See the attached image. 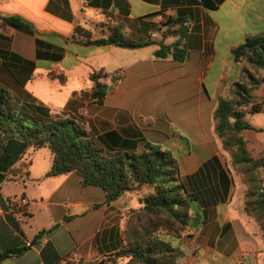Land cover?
<instances>
[{
    "label": "crops",
    "instance_id": "crops-1",
    "mask_svg": "<svg viewBox=\"0 0 264 264\" xmlns=\"http://www.w3.org/2000/svg\"><path fill=\"white\" fill-rule=\"evenodd\" d=\"M212 1L216 9L202 0H0V21L18 17L33 29L0 26V89L22 103L65 111L102 144L123 141L139 150L146 140L172 152L201 200L179 264H239L244 252L251 253L245 264H264V232L245 211L248 187L214 121L218 96H227L241 75L233 50L264 34V0ZM115 27L144 45L83 43L111 40ZM177 42L186 51L183 61L172 53L156 55ZM54 71L66 76L65 83L50 79ZM100 71L122 74L114 85L111 77L99 79L113 85L103 99L94 97L97 81L91 79ZM16 76L30 79L21 84ZM255 96L264 101V82ZM258 114L264 115V106ZM247 116L264 133V118ZM245 138L252 155L264 157V142L255 151ZM37 150L18 163L30 162L25 173L0 186V253L20 250L1 264H119L115 254L135 220L128 216L140 207L138 195L108 202L101 188L84 186L76 173L48 177L53 156L41 164L32 157ZM222 174L229 181L226 195ZM215 190L219 200L211 203Z\"/></svg>",
    "mask_w": 264,
    "mask_h": 264
},
{
    "label": "trees",
    "instance_id": "trees-1",
    "mask_svg": "<svg viewBox=\"0 0 264 264\" xmlns=\"http://www.w3.org/2000/svg\"><path fill=\"white\" fill-rule=\"evenodd\" d=\"M202 1L209 9L218 6L212 0ZM0 26L33 32L31 25L18 17H4ZM114 30L111 40L116 45L124 48L144 45L119 33L117 27ZM107 42L104 39L83 41L88 45ZM169 53L181 62L186 51L177 42L171 47L162 45L156 55L166 57ZM233 53L242 64L241 75L227 96L217 98L215 131L229 153L233 167L248 187L245 211L255 218L264 232V157L252 155L245 138L246 131H261L252 126L246 116L261 113L264 106V101H257L255 96V91L264 82V34L247 38ZM48 75L52 80L66 81V76L56 71ZM107 77H111L114 85L122 74L119 71L111 76L102 71L94 73L91 79L97 81L95 98L103 99L113 90V85L109 87L99 82ZM16 78L21 84L30 79ZM141 143L139 150L123 141L102 144L79 121L53 116L48 107L22 103L0 89V186L10 175L18 171L25 173L30 162H21L19 167L18 163L28 150L47 147L53 155L48 177L76 173L84 186L101 188L108 202L128 192L138 195L140 207L131 210L128 216L129 222L137 214V221L130 224L129 233L115 254L119 264H179L185 256L182 240L191 237L197 226L191 228L190 224L194 218L199 220L197 209L201 200L187 187L172 152L146 140ZM213 161L215 159L204 167ZM220 187L226 195L229 181L224 174L220 177ZM144 189H148L147 194L143 193ZM219 193L213 192L211 203L219 200ZM43 233L40 232L37 238ZM19 251L12 249L0 253V264Z\"/></svg>",
    "mask_w": 264,
    "mask_h": 264
},
{
    "label": "rangeland",
    "instance_id": "rangeland-1",
    "mask_svg": "<svg viewBox=\"0 0 264 264\" xmlns=\"http://www.w3.org/2000/svg\"><path fill=\"white\" fill-rule=\"evenodd\" d=\"M48 82V84H57V83H54L52 81H46ZM51 114L53 116H60V117H65V115L67 113H65V111H62L60 110V113H55L54 110L51 111ZM58 112V111H57ZM264 118V115L263 114H253V115H249L247 116V119H251L252 121H256L257 119L260 120V119H263ZM77 121V120H75ZM246 136L253 141L254 145V150L257 151V150H260L261 147H262V144L264 142V133L261 132V131H256V130H250V131H247L246 132ZM37 156L38 157V160H39V163L41 164H44L45 162H50L52 160V153L50 151L49 148L47 147H44V148H41L39 150H37L36 152H33V156L32 157H35ZM148 192V189H144L143 190V193L147 194ZM137 214H135V220L132 221L133 224L137 221ZM133 219V218H132ZM190 227H191V224H190ZM194 227V226H193ZM191 227V228H193Z\"/></svg>",
    "mask_w": 264,
    "mask_h": 264
},
{
    "label": "built area",
    "instance_id": "built-area-1",
    "mask_svg": "<svg viewBox=\"0 0 264 264\" xmlns=\"http://www.w3.org/2000/svg\"><path fill=\"white\" fill-rule=\"evenodd\" d=\"M250 256H251V253H250V252H244V253L242 254V258H241L239 264H245V263L242 261V259L245 258V257H250Z\"/></svg>",
    "mask_w": 264,
    "mask_h": 264
},
{
    "label": "water",
    "instance_id": "water-1",
    "mask_svg": "<svg viewBox=\"0 0 264 264\" xmlns=\"http://www.w3.org/2000/svg\"><path fill=\"white\" fill-rule=\"evenodd\" d=\"M108 42H109V43H114V41H112V40H109ZM194 223H195V219L192 220V222H191V227L194 226Z\"/></svg>",
    "mask_w": 264,
    "mask_h": 264
}]
</instances>
